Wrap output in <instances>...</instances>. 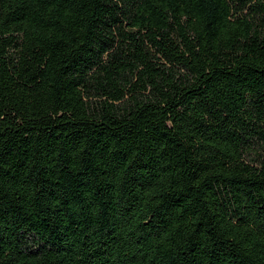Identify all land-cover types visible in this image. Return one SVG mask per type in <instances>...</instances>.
I'll return each mask as SVG.
<instances>
[{
	"label": "trees",
	"instance_id": "1",
	"mask_svg": "<svg viewBox=\"0 0 264 264\" xmlns=\"http://www.w3.org/2000/svg\"><path fill=\"white\" fill-rule=\"evenodd\" d=\"M0 264H264V0H0Z\"/></svg>",
	"mask_w": 264,
	"mask_h": 264
}]
</instances>
